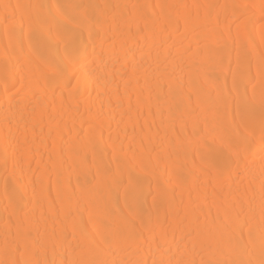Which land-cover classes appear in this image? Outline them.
<instances>
[{
	"label": "bare ground",
	"instance_id": "obj_1",
	"mask_svg": "<svg viewBox=\"0 0 264 264\" xmlns=\"http://www.w3.org/2000/svg\"><path fill=\"white\" fill-rule=\"evenodd\" d=\"M57 2L0 0V6L7 4L11 10L17 4ZM92 2L107 23L94 55L93 46H88V72L71 98L67 92L62 97L60 89L45 91L43 84L33 88L34 99L27 97L28 73L17 63L18 44L0 27V260L5 258L6 235L15 237L19 221L9 207L10 199L28 212L31 219L23 228L36 241L53 231L75 233L78 239L81 234H95L105 211L117 222L131 218L135 209L145 222L150 219L166 228V219L171 223L173 214L187 211L206 225L200 237L206 249L218 244L217 227L233 202L237 203L234 215L241 201L245 209L250 201L258 224L264 158L258 135L259 107L248 172L238 175L235 161L227 155L202 156L200 146L218 140L222 129L241 122L233 86L237 55H257L249 68L258 90L257 59L264 51V24L258 14L239 35L233 27L230 40V12L203 6L259 0ZM221 35L225 47L209 56ZM23 47L27 48V40ZM9 71H14L17 83L16 88L9 83L6 92ZM248 92L251 95V86ZM41 105H47V110ZM126 163L132 166V176L141 178L135 189L126 185ZM109 165L114 177L124 176L125 184L103 175ZM221 175L226 178L222 182L217 179ZM136 223L140 231L139 219ZM172 238L169 229L170 242ZM175 241L181 248L184 244L191 247L189 240L182 241L180 232ZM125 249L123 243L113 247L107 258H127ZM143 249L141 255L151 264L158 256L155 245L150 249L144 244ZM172 250L176 252L175 244ZM56 253L54 257L48 247L38 258L70 257L59 248ZM202 255L207 258V252L200 253L198 248L195 258ZM16 258L22 261L24 257L17 253ZM253 258L259 259L258 252Z\"/></svg>",
	"mask_w": 264,
	"mask_h": 264
},
{
	"label": "snow or ice",
	"instance_id": "obj_2",
	"mask_svg": "<svg viewBox=\"0 0 264 264\" xmlns=\"http://www.w3.org/2000/svg\"><path fill=\"white\" fill-rule=\"evenodd\" d=\"M3 15L0 18V27H3L11 42H16L17 63L27 69L28 88L27 97L35 98L33 88L43 84L45 91L51 89L61 90V96L67 92L68 97L75 95L84 75L89 68L88 46H95L98 42L99 33L104 30L107 23L99 6L92 0H58L54 5L40 3L17 4L10 10V6L3 4ZM107 7V6H105ZM161 7H171L161 5ZM186 7V6H180ZM200 7V6H194ZM206 9L218 8L223 12H230L228 19V39L231 37L233 27L237 35L246 29L252 19L258 14L260 22L264 24V0L259 3L245 4H221L204 5ZM19 13V21L17 14ZM219 17V13H218ZM19 24V27H18ZM27 26V31L24 26ZM85 36L87 40H85ZM27 40V48L23 47ZM101 47L103 46V42ZM225 47L223 35L215 39V46L209 49L208 55L214 54L215 50ZM256 54L245 52L237 55V70L233 74V86L237 90V109L241 122L230 125L218 133V140L211 143L201 144L202 156L227 155L237 165V174L243 175L251 168L249 153L251 142L257 135L255 110H260L259 118V144L264 152V51L258 54L257 73L259 76V89L251 77L249 68L250 60L256 59ZM95 63V61H92ZM25 77L20 79L21 90L24 89ZM75 81V84L73 82ZM16 88L14 71L6 72L5 91H9L8 85ZM251 86L252 93L248 89ZM47 110V105H41ZM11 125V120H8ZM7 155L4 156L5 165ZM261 199L259 205V223L252 203L249 201L245 209L241 201V207L233 215L232 209H236L237 203L233 202L223 212V221L217 227L220 240L215 247L205 248L200 237L206 227L200 223L198 217L189 212L181 215L173 214L171 223L165 220L168 227L159 223L153 224L149 219L145 222L137 210H132L131 218L125 217L117 222L112 221L111 213L105 211L100 221V227L95 234H81L79 239L75 233L71 236L55 231L43 240H33L30 234L24 230L23 225L30 222V216L25 208L18 207L14 200L9 201L12 213L17 215L16 235L9 239L6 235L3 247L4 259L0 264H148L141 253L143 245L148 244L151 249L155 245L157 258L151 264H264V158L261 159ZM127 170L126 185L135 189L141 183V178L132 176V166L125 164ZM243 169V171H241ZM103 175L117 184H125L124 176L119 179L111 173L110 165L103 170ZM231 176L227 177L230 179ZM219 181L226 178L221 175ZM14 192L18 189L14 188ZM134 198V197H133ZM137 219L140 221V231L137 230ZM169 229L172 232V241H169ZM147 232V235L145 234ZM182 234V241L189 240L183 248L176 244L175 234ZM126 245L127 258L120 260L107 258L113 247ZM176 245L173 253L172 245ZM53 249L54 257H57L56 249H62L70 253L68 259L62 257L40 259L38 254L41 250ZM200 253L207 252V258L203 255L199 260L195 258L197 249ZM259 254V259L253 257ZM21 253L23 260L16 258ZM103 257V258H101ZM139 257V258H137Z\"/></svg>",
	"mask_w": 264,
	"mask_h": 264
}]
</instances>
